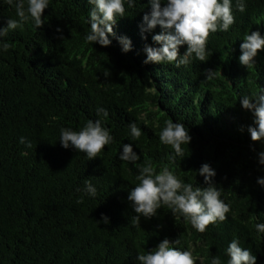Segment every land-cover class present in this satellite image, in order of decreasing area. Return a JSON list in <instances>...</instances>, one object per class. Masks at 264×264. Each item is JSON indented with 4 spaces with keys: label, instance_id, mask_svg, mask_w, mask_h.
<instances>
[{
    "label": "trees",
    "instance_id": "16d2710c",
    "mask_svg": "<svg viewBox=\"0 0 264 264\" xmlns=\"http://www.w3.org/2000/svg\"><path fill=\"white\" fill-rule=\"evenodd\" d=\"M244 3L241 13L232 0L235 23L210 34L209 59L193 57L180 67L143 63L145 44L159 47L152 36L163 31L157 25L142 39L149 0H134L131 8L125 2L107 47L85 39L93 7L88 0H49L42 28L29 21L0 37L11 45L0 50V264H139L137 255L165 238L200 257L196 264L213 257L227 264V246L238 239L256 264H264V233L255 229L264 223V187L256 182L264 178L258 163L264 144L251 141L247 128L255 126L254 116L239 100L264 88V51L251 69L239 63L244 37L252 31L264 36V0ZM9 18L18 19L15 8L0 0V28ZM121 36L131 41L127 53L116 39ZM186 48L180 46L181 55ZM206 69L214 76L208 78ZM98 119L114 138L98 158L61 146L62 128L79 131ZM168 119L183 123L192 136L182 145L186 156L175 161L159 139ZM132 122L143 133L139 139L131 135ZM124 144L140 156L135 164L119 158ZM149 161L157 174L167 166L202 188L207 185L197 170L208 163L220 198L230 205L227 220L201 234L162 206L156 217H141L134 226L127 196ZM85 180L96 188L94 197L84 191Z\"/></svg>",
    "mask_w": 264,
    "mask_h": 264
},
{
    "label": "clouds",
    "instance_id": "9594fccd",
    "mask_svg": "<svg viewBox=\"0 0 264 264\" xmlns=\"http://www.w3.org/2000/svg\"><path fill=\"white\" fill-rule=\"evenodd\" d=\"M125 2L128 7H134V0H88L93 5L88 15L91 31L86 35V41L100 46H110L112 41L109 36L115 37L114 25L118 18L125 16ZM9 6L15 8L18 19L7 20V27L0 28V37L7 35L9 30L22 28L31 21L39 29L45 24L43 13L49 7V0H5ZM151 11L142 18L143 33L150 32L157 25L163 31L152 36L154 44L159 47L145 44L143 51L146 54L144 64H175L176 67L187 66L195 59L206 62L212 53L207 49L210 34L217 31H228L235 23L232 11V0H149ZM237 10L243 13L246 10L244 0H237ZM58 32L61 30L58 28ZM63 37L61 36V39ZM121 45V51L127 53L131 50V41L127 37H116ZM186 45V51L180 54V46ZM11 45L0 41V50L7 52ZM264 51V36L259 31L247 34L240 44L239 63L251 69L255 66V58ZM208 78L214 76L215 71L206 69ZM108 73H105L107 77ZM243 109L252 112L253 125L247 128L252 142L264 144V88L252 95L239 98ZM97 113L107 117L104 108H98ZM133 139H139L143 133L135 122L129 124ZM243 131V128L241 129ZM160 142L170 146L176 157H185L182 145L190 144L192 136L189 129L180 122L171 119L165 121V126L159 135ZM114 138L101 121L88 120L79 131L71 128H62L59 142L65 149L72 148L83 152L89 160L100 156L105 146L113 143ZM20 143H25V138H20ZM31 147V143L27 144ZM119 158L122 161L135 164L140 156L133 151L131 144H124ZM258 163L264 165V151L258 153ZM203 177L206 187H194L191 183H184L173 171L165 166L158 174L149 161L139 169L136 180L139 182L128 194L127 201L131 203L136 215L132 218L134 226H140L141 217L145 220L157 216V211L162 206L171 210L173 215L178 214L191 226L203 234L210 225L227 220V213L231 208L220 197L221 191L214 183L216 172L208 163H203L197 170ZM257 184L264 187V178H257ZM84 191L91 196L96 195V188L91 181L85 180ZM82 202V201H81ZM101 221L109 223L107 216L101 215ZM255 229L264 233V223H257ZM173 243L165 238L146 254L137 255L139 264H196L200 257H194L192 251H181L173 247ZM227 264H256V256L247 248H242L238 239H233L227 246ZM210 264H222L219 257H213Z\"/></svg>",
    "mask_w": 264,
    "mask_h": 264
}]
</instances>
